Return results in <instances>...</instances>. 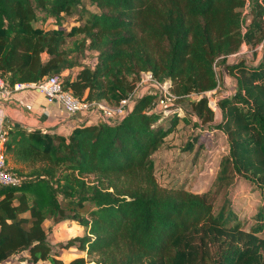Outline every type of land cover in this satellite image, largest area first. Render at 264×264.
I'll return each instance as SVG.
<instances>
[{"label":"trees","instance_id":"16d2710c","mask_svg":"<svg viewBox=\"0 0 264 264\" xmlns=\"http://www.w3.org/2000/svg\"><path fill=\"white\" fill-rule=\"evenodd\" d=\"M246 1L0 0L8 89L58 76L81 100L117 105L151 72L171 82L184 112L166 116L154 110L158 95H145L120 121H85L66 135L5 123L6 157L30 170L9 168L20 185H0V264H264V55L228 64L243 45L253 53L264 43V0H249L245 14ZM73 15L81 23L66 30ZM218 65L235 80L219 122L206 96L220 91ZM211 130L228 151L198 194L180 178ZM238 183L260 197L250 224L232 208ZM66 221L84 235L53 245L46 224ZM71 248L95 259L63 260Z\"/></svg>","mask_w":264,"mask_h":264},{"label":"rangeland","instance_id":"374dc122","mask_svg":"<svg viewBox=\"0 0 264 264\" xmlns=\"http://www.w3.org/2000/svg\"><path fill=\"white\" fill-rule=\"evenodd\" d=\"M85 4L88 9L93 10V8L89 6L88 2H85ZM54 22V20H40L36 26L47 29L54 26ZM80 23L78 15L67 16L63 19V27L66 30H70L73 26H78ZM69 45H71V43ZM263 55V48L252 53L249 52L246 45H243L237 56L228 58V64L235 63L239 57L241 59H245L249 63L256 64L263 58ZM87 61L93 63L94 60L88 58ZM216 72L220 80L221 87L219 93L212 95V98L210 97V107L216 111L217 121L219 122L221 120V113L217 108V101H220L222 96L226 93L229 94L234 92L235 80L231 74L224 71L222 65L217 66ZM202 135H204L202 136L203 150L200 153L196 164L193 166L190 173L186 170L180 178V181L187 178V187L194 193L198 194L212 189V184L215 181L219 169L220 160L228 151L226 137L222 131H204L202 132ZM170 154L171 153H167L166 157L168 158ZM7 159V163H9L8 167L10 169L14 168L23 171L30 170L27 166L15 163L10 156ZM231 204L232 208H234V210L240 215V220L250 224L252 217L256 214L260 205V197L258 193L248 184L238 183L235 190L231 193ZM49 227L50 224H46L45 228L48 229V239L51 243H53V245L57 242H66L75 237H82L84 235L83 228L72 221H66L58 225L51 226V228ZM55 250L58 251L59 249ZM60 252L62 251H59V253ZM76 257H83L87 261L95 259L94 257H90L87 252L79 251L75 248L69 249L61 258L65 261H69Z\"/></svg>","mask_w":264,"mask_h":264},{"label":"built area","instance_id":"2783aa9c","mask_svg":"<svg viewBox=\"0 0 264 264\" xmlns=\"http://www.w3.org/2000/svg\"><path fill=\"white\" fill-rule=\"evenodd\" d=\"M245 8V14L249 12L250 1L247 0ZM260 47V48H258ZM264 48V43L256 46L253 51H257ZM238 54L232 55L233 57ZM231 56V57H232ZM171 82L167 81L163 84L154 79L151 72H143L140 75V79L136 84L134 91L126 98L120 101L117 105H112L104 100L98 103H89L75 97L71 92L64 91L61 85V79L58 76L45 79L38 84H16L13 90L21 91L27 88L37 90L48 100H53L59 103L64 111L71 116L77 114L83 115V122L102 120L107 123H115L123 119L129 111L132 109L135 101L142 98L145 95H158L155 101L154 110L163 111L166 116L172 114L183 115V110L180 107L174 108V95L171 92ZM12 90L8 89L3 81L0 79V99L7 100L11 96ZM217 94L216 90L206 93L210 106V97ZM233 93H226L223 98L230 97ZM196 98V97H195ZM219 101H217L218 104ZM28 110L32 107L26 106ZM211 108V107H210ZM218 108V106H217ZM212 109V108H211ZM215 111L214 109H212ZM4 116L0 117V185L9 187H18L21 183L17 178L9 171L7 157L4 152V143L6 141V133L3 130ZM82 123V122H81Z\"/></svg>","mask_w":264,"mask_h":264},{"label":"crops","instance_id":"0c3cea01","mask_svg":"<svg viewBox=\"0 0 264 264\" xmlns=\"http://www.w3.org/2000/svg\"><path fill=\"white\" fill-rule=\"evenodd\" d=\"M26 106L32 109L28 110ZM1 116H4V122L13 126L42 129L63 135L68 134L83 122V115H68L59 103L48 100L40 92L31 88L21 91L12 90L7 100L0 99ZM5 264H11V262Z\"/></svg>","mask_w":264,"mask_h":264}]
</instances>
